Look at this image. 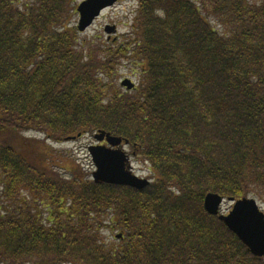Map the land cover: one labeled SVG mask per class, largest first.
I'll use <instances>...</instances> for the list:
<instances>
[{
    "label": "trees",
    "instance_id": "1",
    "mask_svg": "<svg viewBox=\"0 0 264 264\" xmlns=\"http://www.w3.org/2000/svg\"><path fill=\"white\" fill-rule=\"evenodd\" d=\"M70 2L0 0V264H259L203 201L264 202V0H137L85 49ZM29 131L122 138L153 180L96 184Z\"/></svg>",
    "mask_w": 264,
    "mask_h": 264
},
{
    "label": "water",
    "instance_id": "2",
    "mask_svg": "<svg viewBox=\"0 0 264 264\" xmlns=\"http://www.w3.org/2000/svg\"><path fill=\"white\" fill-rule=\"evenodd\" d=\"M116 2L117 0H83L79 3L75 8L78 13V32L82 33L89 29L102 11ZM104 32L110 37L116 32V28L107 25L104 27ZM120 85L127 90L134 87V83L127 78H124ZM75 138L68 140L74 141ZM93 138L97 144L88 146L87 153L94 166L93 172L90 173L94 183L128 186L138 190L148 186L150 182L147 179L140 178L131 172L129 157L124 150L128 141L104 131H97ZM102 142L104 144H100ZM225 201L218 194L209 193L204 197L203 210L211 216H216L217 220L221 221L253 256L264 257V213L256 200L229 198L227 201L232 204V207L227 214L220 211Z\"/></svg>",
    "mask_w": 264,
    "mask_h": 264
},
{
    "label": "rangeland",
    "instance_id": "3",
    "mask_svg": "<svg viewBox=\"0 0 264 264\" xmlns=\"http://www.w3.org/2000/svg\"><path fill=\"white\" fill-rule=\"evenodd\" d=\"M82 1L83 0H71L70 2V6H72L71 9H73L72 15L69 18L70 26L76 27L77 25L78 13L76 12L75 8H77L79 3H81ZM136 5L137 0H118L113 6L102 11L99 18L94 21L89 29H86V31H84L83 33H79L78 40L81 44H83L84 49L85 47H87L85 45L88 43H92L93 45H102L109 42V44L113 46H119V44L124 41L126 36L131 31V26L133 24L134 18L133 15H135V9L137 8ZM208 20L218 30H222L215 19L209 17ZM107 25L115 26L116 28L115 34L110 35V37H108V34L104 32V27H106ZM115 69V78L113 79H115L116 86L121 88L123 91L125 88H122L120 84L121 81L124 80V78L130 79L135 84V86L138 84V69L134 68V66L129 61H122L119 65H116ZM21 136L24 140L35 138L38 141L42 142L44 146H50L52 149H55L57 153H61L60 155L62 156V161H74V163L77 164L84 172L87 171L92 173L94 170L90 156L87 153L88 146L95 145L97 143L93 138V135L87 134L75 138L74 141L69 140L60 143L46 140L44 139L45 136H43L42 134L31 131L24 133ZM14 141H16L15 144H17V140ZM124 150L130 156L129 162L131 164V172L141 178L152 177V174L149 171V165L147 163L139 161L138 159L136 160V157L132 156V151L129 146L124 147ZM57 170L64 174V171L62 169L57 168ZM69 174L71 173L66 172L64 175L69 178L71 176ZM152 180L149 179L148 181ZM255 200L260 210L264 213V202L258 200L257 198H255ZM231 206L232 204L226 200L221 206V212L226 214L230 210L229 208H231ZM116 234H119L117 230H113L112 228H103L100 236H102V239L106 244L110 245L117 242L115 240ZM259 264L263 263L259 262Z\"/></svg>",
    "mask_w": 264,
    "mask_h": 264
},
{
    "label": "flooded vegetation",
    "instance_id": "4",
    "mask_svg": "<svg viewBox=\"0 0 264 264\" xmlns=\"http://www.w3.org/2000/svg\"><path fill=\"white\" fill-rule=\"evenodd\" d=\"M256 259H258L259 262H262L264 264V257H257Z\"/></svg>",
    "mask_w": 264,
    "mask_h": 264
}]
</instances>
